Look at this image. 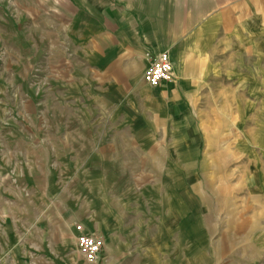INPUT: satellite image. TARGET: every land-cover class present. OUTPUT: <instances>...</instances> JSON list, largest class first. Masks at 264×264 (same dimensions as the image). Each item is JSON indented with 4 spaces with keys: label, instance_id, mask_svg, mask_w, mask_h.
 Instances as JSON below:
<instances>
[{
    "label": "rangeland",
    "instance_id": "374dc122",
    "mask_svg": "<svg viewBox=\"0 0 264 264\" xmlns=\"http://www.w3.org/2000/svg\"><path fill=\"white\" fill-rule=\"evenodd\" d=\"M70 3L0 0V264H87L67 229L51 246L39 244L50 238L57 210L103 194L78 192L74 183L86 178L85 159L100 145L78 139L99 136L93 122L109 112L72 79L79 60L63 14ZM256 87L235 86L233 100L225 86L204 89L187 106L194 135L157 139L174 152L153 154L146 139L125 141L124 187L111 194L120 202L118 220L97 264H264V239L244 222L250 194L264 193V83ZM77 169L84 173L75 178ZM45 175L60 185L48 196L40 189ZM32 210L41 228L33 258L15 260L7 244L32 231L22 225Z\"/></svg>",
    "mask_w": 264,
    "mask_h": 264
},
{
    "label": "crops",
    "instance_id": "0c3cea01",
    "mask_svg": "<svg viewBox=\"0 0 264 264\" xmlns=\"http://www.w3.org/2000/svg\"><path fill=\"white\" fill-rule=\"evenodd\" d=\"M69 1L70 9L63 14L68 34L77 44L71 55L79 60L73 70L78 75L71 74L72 79L81 80L83 96L96 101L100 111L109 112L104 114L105 118L101 115L93 122L92 127L101 128L99 136L78 139L77 143L100 145L91 147L94 158L85 159L86 178L74 183L78 192L103 194H95L88 205L66 204L65 214L57 210L48 226L50 238L46 243L39 242L49 246L57 241L61 228L67 229L75 240L74 224H81L86 233L109 242L112 222L118 220L113 207L120 206L111 194L124 187L121 160L126 156L125 141L146 139L153 154L174 152H169L167 143L158 144L157 139L167 141L169 137L194 135L187 106L197 104L204 89L225 86L222 93L233 100L235 86L248 85L249 90L253 86L256 93V86L264 83V0ZM161 53H168L171 59L174 80L152 89L144 83L143 72ZM138 125L139 129L135 127ZM197 149L185 148L181 152ZM85 151L89 154L88 147ZM83 173L77 169L74 177ZM48 177L44 176V185L40 187L46 196L60 187L54 178L48 180ZM45 202L47 197L42 208ZM249 207V219L244 222L257 229L259 239H264V193H251ZM32 213L22 223L27 228L32 226V231L20 237L16 244H7L11 245L12 254L19 255L13 257L15 260L33 258L30 252L35 251L41 228L37 220L39 213L33 210ZM3 248L0 239V253ZM0 262H4L1 255Z\"/></svg>",
    "mask_w": 264,
    "mask_h": 264
},
{
    "label": "built area",
    "instance_id": "2783aa9c",
    "mask_svg": "<svg viewBox=\"0 0 264 264\" xmlns=\"http://www.w3.org/2000/svg\"><path fill=\"white\" fill-rule=\"evenodd\" d=\"M172 71L173 66L168 53H161L144 70L143 81L149 88L157 89L173 82L174 73ZM72 228L80 258H83L87 264H97L105 249L103 239L86 233L81 224H74Z\"/></svg>",
    "mask_w": 264,
    "mask_h": 264
}]
</instances>
